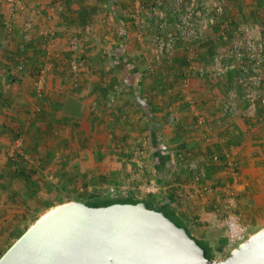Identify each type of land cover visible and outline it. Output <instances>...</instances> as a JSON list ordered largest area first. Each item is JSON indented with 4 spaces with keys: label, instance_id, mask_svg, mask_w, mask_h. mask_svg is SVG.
I'll return each instance as SVG.
<instances>
[{
    "label": "crops",
    "instance_id": "crops-1",
    "mask_svg": "<svg viewBox=\"0 0 264 264\" xmlns=\"http://www.w3.org/2000/svg\"><path fill=\"white\" fill-rule=\"evenodd\" d=\"M156 1L165 0H141L146 10ZM132 2L66 0L58 11L50 10L54 0H21L24 9L16 10L12 21L14 31L7 33L2 21L11 12L6 1L0 0V151L9 150L12 138L19 137L35 160H43L47 167L38 172V177L43 172L50 179L53 175L45 171L48 165H53L59 175L62 173V180L76 185L77 181L82 182L86 185L85 191L97 189V192L87 190L79 198L66 195L57 198L56 194L60 200L56 205H59L91 199L94 194L98 200L109 193H128L135 198L130 193L135 187L132 178H128V184L118 185L124 179L122 164H129L139 150L146 149L148 153L143 162L149 173L152 164L157 163L154 153L159 147V154L166 155L164 177L159 183L149 177L148 182L166 189L153 195L164 197L170 195L169 190H177L176 213L183 226L205 244L212 260H223L235 248L228 243L226 226L216 211L221 191L232 180L227 159L235 162L239 172L237 212L241 223L247 229L257 224L264 226V108L258 109L257 120H244L240 90L236 87V96L227 97L228 87L232 86L230 75L210 82L188 72L187 53L181 46L170 62L155 63L143 37L129 25ZM31 13L35 24L29 40H25L20 25ZM225 16L264 27V0H227ZM121 25L128 28L123 38L115 33ZM152 32L150 26L146 33ZM213 32L205 36L213 48L206 57L221 46L219 43L217 48L214 46L217 37ZM72 40L75 51L70 48ZM183 54L185 64L175 60ZM77 55L84 62L77 73H72L69 63ZM200 57L204 56H197L193 64L203 66L205 59ZM108 64L117 68L114 80L101 73L110 70ZM126 65L140 75L134 84ZM42 68L47 75L44 90L38 95L35 76ZM184 73L188 78L187 87L181 84ZM130 84L137 88L138 97L150 105L149 113L138 107L128 87ZM107 91L116 92L111 105L104 99ZM68 97L80 102L79 113L60 110V104ZM225 103L230 104L228 112L222 109ZM168 111L177 118L175 125L168 123ZM103 135L112 139L110 146L99 141ZM156 139L158 147L153 146ZM103 148L107 149L108 162L94 156ZM113 149L122 163L119 167L116 159H111ZM178 153L193 158L205 168L201 183L194 184L183 160L176 158ZM213 154L219 155L220 160L211 161ZM39 160L30 162L36 167ZM19 174L14 172L12 162L0 159V230L9 231L12 222L21 221L22 214L29 216L27 209L9 208L10 204L13 206L11 200L23 189ZM100 174L105 176L106 186L101 184ZM203 186H211L213 193H203ZM148 194L152 193L136 199ZM53 200L47 202L49 207L53 206ZM13 211L18 213L12 215Z\"/></svg>",
    "mask_w": 264,
    "mask_h": 264
},
{
    "label": "built area",
    "instance_id": "built-area-1",
    "mask_svg": "<svg viewBox=\"0 0 264 264\" xmlns=\"http://www.w3.org/2000/svg\"><path fill=\"white\" fill-rule=\"evenodd\" d=\"M10 9L9 18H4L2 24L7 33L14 31L13 22L16 10H23L21 0H5ZM66 0H54L52 9L60 11L62 2ZM74 1V0H70ZM162 4V5H161ZM227 0H165L156 1L146 10L141 0H133L129 12V25L132 26L138 36L146 45L155 63L170 62L175 51L181 46L186 50L188 72L199 77L220 79L230 75L232 86L228 87L227 97L236 96V87L241 92L244 102L242 118L250 122L257 120L258 109L264 108V27L255 22L234 21L225 16ZM35 13V11H34ZM34 14L20 25L25 40H29V32L34 27ZM152 27V34L146 33ZM213 32L217 40L222 41L221 48L213 53L203 66L193 64L198 56L197 50L205 42V36ZM128 28L121 25L116 30V36L123 38L127 35ZM146 35V36H145ZM225 43V44H224ZM71 50L75 51V43L70 41ZM84 62L78 55L69 63L72 73H77ZM46 70L40 69L35 76L36 94H42L45 86ZM181 84L188 86V78L184 73L181 75ZM116 92L106 95L107 105L115 101ZM223 111L228 112L230 104L223 105ZM167 121L170 125L177 123V118L168 111ZM201 123V122H200ZM21 138L14 140V151L21 153ZM15 154V153H14ZM229 157V156H228ZM177 159H182L186 170L191 174L194 184L201 183L205 178V168L193 158L185 157L178 153ZM230 158V157H229ZM211 161H219V155L210 156ZM230 169L231 183L222 191L217 210L223 218L227 229L228 243L237 246L245 241L250 235L247 228L240 221L237 212V192L239 191V172L235 162L227 159ZM140 188L146 193L157 194L164 190L154 182L144 183ZM211 186H203L201 191L212 194ZM112 192V189H109ZM136 198V196H135Z\"/></svg>",
    "mask_w": 264,
    "mask_h": 264
},
{
    "label": "water",
    "instance_id": "water-1",
    "mask_svg": "<svg viewBox=\"0 0 264 264\" xmlns=\"http://www.w3.org/2000/svg\"><path fill=\"white\" fill-rule=\"evenodd\" d=\"M0 264H264V226L220 261L144 202L56 205L0 256Z\"/></svg>",
    "mask_w": 264,
    "mask_h": 264
},
{
    "label": "rangeland",
    "instance_id": "rangeland-1",
    "mask_svg": "<svg viewBox=\"0 0 264 264\" xmlns=\"http://www.w3.org/2000/svg\"><path fill=\"white\" fill-rule=\"evenodd\" d=\"M215 43L216 44H214V46L216 48H217V43L221 44V46L223 45L222 41H218L217 40V41H215ZM208 44H209V40L205 39V42L202 44V46H200V48L198 50V56H202V55L204 56V57H200L201 59L207 60L210 57V55H208L207 57H206V55L209 54V52H211L213 48H210V44L209 45ZM221 46L219 47V49L221 48ZM131 136L132 135H130V137ZM131 138L133 139V137H131ZM14 140H15V137L12 138V140H11V144H10L11 147L9 148V150L0 151V159L1 160H5L6 161L8 159L9 162H12L11 159L16 154V152H13L14 151V148H13L14 147ZM99 141H102L104 144H107L108 146H110L112 144V139L110 137H108V135H105V137L103 135V138L100 139ZM47 144L50 145V143H47ZM23 145H24V142L21 145V153L22 154H20V155L25 159V161L27 160V163L29 165H33L32 162H30V161L33 160V162H36L39 159L35 160L36 158L33 155H31L30 150L28 149V146H26V149H25L23 147ZM98 152L99 153L94 155L95 158L99 157L98 159H100V160H102V158H103V160L104 159L107 160L105 162H108V160H109L108 156L109 155L106 154L107 153V149L103 148L101 151H98ZM147 153H148V150H146V149L145 150H139V152L136 155L135 160L130 161V163L128 162L129 164H127V165H123L120 162V160H119L120 158L117 157L118 155L115 154L113 156L116 159V161L119 160V162H117V167H119L118 165H121V164H122V167H123V173H124L123 177H124V179H120L118 181V183H119L118 185H121L123 183L124 184H128L129 183L128 182V178H132V180L135 183V187H134V189L130 190V193L135 194V196H139V197H142L143 195H147V193L144 192L140 188V186L142 184H144V183H149L148 181H150V180H148V179H150L149 178V173H148V171H146V168H145L146 165L143 162V160L145 161V159H146L145 156H146ZM138 164H141L140 165L141 167ZM98 166L101 167L102 165H98ZM48 167L49 168L45 172H50L53 175L50 179H48V176L46 174L41 172L42 173V176H41L42 177V179H41L42 182H38L36 184V186L30 188L26 183L22 182L21 183L22 184L21 187L23 188L22 191L19 194H17L14 199L11 200V203H12L13 206H11V204H10L9 208L12 207L11 209H13V210H15V209H22V210L27 209L29 211V216H27L25 218V220H21V221H18V222H15V221L12 222L9 231H7V229L6 230H0V252L2 250H5L7 248V245L9 243H12L18 237L19 233L22 231V229L26 225L30 224L31 222L36 220L38 217H40L44 212H46L50 208L54 207V205H56V202L60 201V200L56 199V196H57V198H58V196H64V195L68 196V198H79V197L82 196L83 193L87 192V190H89V191H96L97 190V189L89 188V189H87L85 191L84 189H86V187H85L86 185L84 183L77 181L78 184L76 185V182L74 184L73 182L64 181V180H62V173L59 175L58 170L54 169L53 165H48ZM125 179H127V182H126ZM43 183H45L44 184L45 187L47 186L49 189L48 188L43 189L42 188V184ZM50 186L55 188V192L53 194L49 191L50 190ZM161 188H163V187H161ZM70 190H71V192H70ZM100 190H103V189H100ZM105 190L106 189H104L103 192ZM106 192H107V190H106ZM15 194H16L15 192L12 193L13 197L15 196ZM54 194L55 195L57 194V195L55 196ZM109 194H112V193H109ZM53 195H54V197H53ZM50 199H55L51 203V204H53L52 207H49L48 205L50 203L49 204L47 203L48 201H51ZM96 199H99V198L96 197ZM81 202L85 203V204H87L89 206H93L94 204H98V203H102V202L104 203V202H106V200H103V201L94 200L93 201V200H90V199H84ZM15 212H14V214H12V213L11 214L15 215ZM16 213H18V212H16ZM261 226H262V224H257L255 226V228H251V229L248 228L247 232L249 233V235H251L254 232H256L258 230V228H262ZM246 228H247V226H246ZM208 255L210 257L209 253H208Z\"/></svg>",
    "mask_w": 264,
    "mask_h": 264
},
{
    "label": "trees",
    "instance_id": "trees-1",
    "mask_svg": "<svg viewBox=\"0 0 264 264\" xmlns=\"http://www.w3.org/2000/svg\"><path fill=\"white\" fill-rule=\"evenodd\" d=\"M115 16H116V14H115ZM175 60L177 62L179 61L180 63H182V61H183L182 64H185L186 63V57H185L184 54L181 55V56H178V59H177V57H175ZM109 66H110V70H108V71H102L101 73H103V76L104 77H107L109 79H113V77H114L113 76V73L114 72L117 73V68H116L115 65H112V64H110ZM123 66L125 67V65H123ZM127 70H128V72H130V74H132V77H133V83L132 84H134L135 81H137V80L140 79L139 73H137L136 71L130 70L128 66H127ZM206 80H209L211 82L212 80H214V78L213 77H209ZM128 87H130V90H131L130 92H132L133 98L135 99V102L137 103L138 107H140L145 113H149L150 110H151L150 109L151 107H150V105L145 100H143V98L138 97L140 93L138 92L137 88L135 89L134 88V85L132 86L131 84ZM108 93H109V91L104 92V95H105L104 96V99H106V95ZM79 107H80V102L77 99L73 98V97H68V99H66L63 103L60 104V110L67 111V112H72V113H76V114L79 113ZM36 138L39 139L40 137L37 136ZM113 143L115 144V138L113 139ZM153 146L154 147H158L159 146L157 139L153 142ZM114 148H116V147H114ZM158 148H157V151L154 153L155 156H156V158H157V163L155 162L154 164H152V167L149 170V177L150 178H153L156 182L159 183V181H161L163 179V177H164L163 176L164 174L162 172V168L166 165L167 161H166V155L165 154L164 155L159 154V149ZM116 149H113L112 154H114V155L116 154ZM164 152L167 154V151H164ZM111 159L114 160V157L112 156ZM11 160H12V166H14V172H19L20 173L18 175L19 179L21 181H23L24 183H26L30 188L36 186V184L38 182H42L41 181L42 177L41 178L38 177L39 176L38 175V172L40 170H44V169L46 170V165L43 162V160H40L36 167H34L33 165H29L28 163H26L25 162V159L20 154H15L14 157ZM119 160H117V162H119ZM99 176H100L101 184L103 186H106L107 185V180H106L105 176L103 174H100ZM44 184L45 183L42 184V188L43 189L48 188L47 186L45 187ZM49 191L53 194L55 192V188H53V187L50 186V190ZM176 191L177 190H175V189H173V190L171 189V190H169V193L167 192L170 195L164 196V197H160V196L158 197V196H154L153 194H148L147 197L142 198V199H136L134 197L132 198L128 193H122L121 195L112 193V194H109V195H106V196H103L102 197V200L101 201L106 200V202L94 204L93 206L94 207H97V206H108V205H112V204H126V203L135 204L137 202H144L145 205H146V207L148 209H152V210H155V211H158V212L163 213L164 216H166L167 218H169L177 226H179L181 228H184L186 230L187 234L190 237H192L193 239H195L192 236V234L190 233V231L186 227L183 226L182 222L180 221V219L177 216V213H176L177 212V208H176V200L177 199L175 197L176 196L175 193H177ZM54 195H53V197H54ZM97 196L98 195H95V194L92 195V198L90 200H93V201H94V199L95 200H98V199H96ZM7 218L10 219V217H7ZM25 218H26V214H22L21 215V220H25ZM5 222H8L7 219L5 220ZM33 222H31L30 224L26 225L22 229V231L19 233L18 237L26 229H28L32 225ZM195 241L205 251L206 257L209 260H212L209 257V255H208V252L206 250L205 244H203L202 242L198 241L197 239H195ZM12 243H9L7 245V248ZM5 250H2L0 252V256L3 254V252Z\"/></svg>",
    "mask_w": 264,
    "mask_h": 264
}]
</instances>
